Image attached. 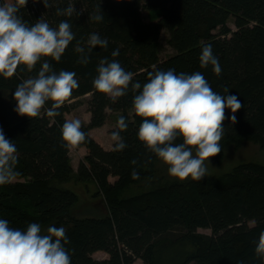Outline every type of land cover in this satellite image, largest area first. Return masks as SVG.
<instances>
[{
  "label": "trees",
  "instance_id": "1",
  "mask_svg": "<svg viewBox=\"0 0 264 264\" xmlns=\"http://www.w3.org/2000/svg\"><path fill=\"white\" fill-rule=\"evenodd\" d=\"M13 2L29 25L42 17L51 27L69 21L74 40L61 59L42 60H49L56 72L74 71L78 87L58 110L59 115L49 117L42 109L39 116L29 118L14 110L12 93L23 79L37 75L41 63L30 71L18 66L12 77L0 76V128L17 146L19 175L14 180H23L0 185V218L22 230L30 222L41 228L63 226L71 264H134L136 260L143 264H264V257L255 252L264 231V164H240L207 183L155 184L150 180L151 165L158 157L137 136L141 118L130 113L135 94L131 85L115 101L93 85L102 57L118 60L141 85L156 70L200 71L214 91L225 94L227 89L242 102L235 122L225 109L217 160L222 159L229 142L255 140L264 148V0H71L78 11L72 16L57 14V9L68 7L69 0H48V7L43 0ZM100 9L102 21L89 19ZM144 10L158 12V20L147 21ZM162 29L169 31L168 43L174 50L164 59L156 46ZM92 32L107 37L108 47L93 48L87 53L88 63L82 64L76 44L84 45L87 52L86 41ZM205 44L212 45L220 74L211 65L201 67L199 56ZM117 48L119 55L113 57ZM85 96L90 97V120L81 124L86 139L77 146L86 149V157L75 171L61 128L66 115ZM109 110L120 112L128 123L120 132L126 143L121 151L114 144L105 149L90 135L92 129L105 124ZM133 171L138 173L136 177ZM73 177L96 184V194L103 197L108 214L72 215L78 197L60 184ZM143 181L146 190L120 196L129 185ZM200 229L210 230V234ZM96 253L106 256L97 259Z\"/></svg>",
  "mask_w": 264,
  "mask_h": 264
},
{
  "label": "clouds",
  "instance_id": "2",
  "mask_svg": "<svg viewBox=\"0 0 264 264\" xmlns=\"http://www.w3.org/2000/svg\"><path fill=\"white\" fill-rule=\"evenodd\" d=\"M25 0H19L24 3ZM48 7V0H43ZM78 12L69 0L68 7L57 9L58 15L72 16ZM89 19L100 22L104 13L90 14ZM74 33L68 20H61L57 27H51L43 17L29 25L18 15L17 3L4 0L0 3V76L12 77L18 66L29 71L40 62L36 76H29L20 82L12 95L16 101L15 111L22 115L37 117L41 110L49 117L59 115V109L78 87L74 71L53 70L49 60L61 59ZM107 37L97 32L89 34L84 45L76 44L81 53L79 62L87 64L88 52L99 46L108 47ZM119 55V49L111 53ZM201 67L212 66L216 74L221 73L218 57L211 44L201 48ZM93 79L94 88L113 101L124 96L131 85L135 92L133 110L141 118L137 136L144 145L167 165L168 174L180 180L191 177L199 180L205 177V161L221 152L219 141L224 132L225 109L231 112L230 119L235 122L236 112L242 102L235 93L227 89L221 94L212 89L202 72H179L175 69L149 72V79L141 85L133 81L134 73L126 70L121 63L102 57L96 67ZM139 90V91H136ZM51 101L50 107H45ZM116 127L119 131L111 133L116 151L126 148L120 132L127 129L125 116L118 117ZM61 137L69 147L78 145L86 139L79 118L65 120ZM18 151L16 144L6 138L0 128V185L11 183L18 175L16 164ZM135 163V161H133ZM133 177L138 173L133 171ZM68 237L63 226L49 225L46 233L37 222H30L26 230L11 227L9 221L0 218V264H71V257L65 244ZM255 252L264 257V231L259 234Z\"/></svg>",
  "mask_w": 264,
  "mask_h": 264
},
{
  "label": "rangeland",
  "instance_id": "3",
  "mask_svg": "<svg viewBox=\"0 0 264 264\" xmlns=\"http://www.w3.org/2000/svg\"><path fill=\"white\" fill-rule=\"evenodd\" d=\"M143 14L147 21H157L158 12L143 11ZM229 25L235 30L233 19H230ZM169 31L162 29L156 42V46L159 50L161 58H168L174 54V50L168 43ZM89 96H85L80 99V105L66 115V119L81 120V124H87L90 120V113L88 111L87 102ZM134 111H130L132 114ZM118 111H108V117L103 126L100 129L94 131V135L97 136L102 145L110 146L112 144L111 133L117 128L116 122L120 116ZM86 157V151L84 147H78L77 145L70 147V160L74 170H77L78 164ZM211 163L205 161L207 172L205 177L199 180H193L191 177L180 180L172 177L168 174L167 165H165L159 158H157L153 165H151L150 180L155 184L166 183H178V184H190L194 181L199 182H211L231 172L236 166L245 163H259L264 164V148L260 146L255 140H245L240 142H229L223 148L222 159L220 161L217 158L211 157ZM114 181V179H111ZM13 181H23L17 179ZM62 187L74 191L78 197V203L72 209L71 213L75 217L86 216H103L108 214V208L102 196H98L96 193L98 188L94 182L83 183L77 180L76 177L71 178L68 181L60 184ZM146 190V182L143 181L139 184H131L125 188L121 193V197H130L134 194L140 193ZM97 195V196H96ZM49 226V225H48ZM48 226L42 228V231L46 233ZM202 233L210 234V230L200 229ZM105 254L96 253L94 255L97 259H102ZM134 264H143L141 260H136Z\"/></svg>",
  "mask_w": 264,
  "mask_h": 264
},
{
  "label": "crops",
  "instance_id": "4",
  "mask_svg": "<svg viewBox=\"0 0 264 264\" xmlns=\"http://www.w3.org/2000/svg\"><path fill=\"white\" fill-rule=\"evenodd\" d=\"M98 129H100V127H99V128H95V129H92V130L90 131V135H91L92 137L96 138V139H98V138H97V136L94 135V131H95V130H98ZM98 140H99V139H98ZM113 144H114V142H112V144H111L110 146H106V145L104 144L103 147H104L105 149H110V148L113 146ZM85 151H86V149H85Z\"/></svg>",
  "mask_w": 264,
  "mask_h": 264
}]
</instances>
